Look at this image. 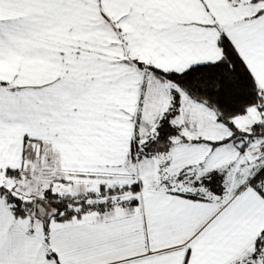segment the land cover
Wrapping results in <instances>:
<instances>
[{"label":"snow or ice","instance_id":"1","mask_svg":"<svg viewBox=\"0 0 264 264\" xmlns=\"http://www.w3.org/2000/svg\"><path fill=\"white\" fill-rule=\"evenodd\" d=\"M0 264H264V0H0Z\"/></svg>","mask_w":264,"mask_h":264}]
</instances>
